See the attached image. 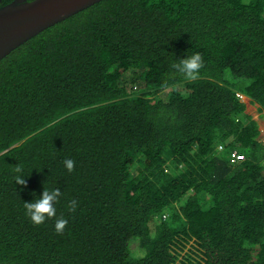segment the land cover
Returning a JSON list of instances; mask_svg holds the SVG:
<instances>
[{
	"label": "trees",
	"instance_id": "obj_1",
	"mask_svg": "<svg viewBox=\"0 0 264 264\" xmlns=\"http://www.w3.org/2000/svg\"><path fill=\"white\" fill-rule=\"evenodd\" d=\"M243 96L264 113V0H101L18 46L0 60V264H264ZM54 188L34 223L25 203Z\"/></svg>",
	"mask_w": 264,
	"mask_h": 264
},
{
	"label": "water",
	"instance_id": "obj_2",
	"mask_svg": "<svg viewBox=\"0 0 264 264\" xmlns=\"http://www.w3.org/2000/svg\"><path fill=\"white\" fill-rule=\"evenodd\" d=\"M101 0H14L0 7V60L11 51Z\"/></svg>",
	"mask_w": 264,
	"mask_h": 264
},
{
	"label": "clouds",
	"instance_id": "obj_3",
	"mask_svg": "<svg viewBox=\"0 0 264 264\" xmlns=\"http://www.w3.org/2000/svg\"><path fill=\"white\" fill-rule=\"evenodd\" d=\"M202 66V60L200 55L193 54L192 56L182 59L180 71L186 73L190 79H195L197 75V70ZM65 167L68 171H72L74 167V161L72 159H66L64 161ZM17 173L22 172L21 168L16 169ZM17 184H26V179L22 175H17L15 177ZM60 190L54 188L52 190L43 189L39 195V198L34 201H27L25 203V208L30 215L34 223H42L47 217H51L55 213L54 202L59 198ZM75 203V202H73ZM67 223L64 219H59L56 222V230L62 231L64 225Z\"/></svg>",
	"mask_w": 264,
	"mask_h": 264
},
{
	"label": "rangeland",
	"instance_id": "obj_4",
	"mask_svg": "<svg viewBox=\"0 0 264 264\" xmlns=\"http://www.w3.org/2000/svg\"><path fill=\"white\" fill-rule=\"evenodd\" d=\"M161 93L163 94V92ZM242 98V100L246 103V111L259 122L260 128L262 129L259 139L264 143V113L260 110L258 104L251 102L249 97L243 96Z\"/></svg>",
	"mask_w": 264,
	"mask_h": 264
},
{
	"label": "built area",
	"instance_id": "obj_5",
	"mask_svg": "<svg viewBox=\"0 0 264 264\" xmlns=\"http://www.w3.org/2000/svg\"><path fill=\"white\" fill-rule=\"evenodd\" d=\"M232 155H233V157H236L238 159H240L242 157L241 155L237 154L236 152H234Z\"/></svg>",
	"mask_w": 264,
	"mask_h": 264
},
{
	"label": "bare ground",
	"instance_id": "obj_6",
	"mask_svg": "<svg viewBox=\"0 0 264 264\" xmlns=\"http://www.w3.org/2000/svg\"><path fill=\"white\" fill-rule=\"evenodd\" d=\"M14 1V0H13Z\"/></svg>",
	"mask_w": 264,
	"mask_h": 264
}]
</instances>
